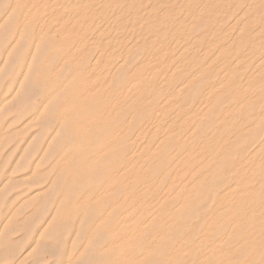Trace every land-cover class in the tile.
<instances>
[{
    "label": "rangeland",
    "instance_id": "1",
    "mask_svg": "<svg viewBox=\"0 0 264 264\" xmlns=\"http://www.w3.org/2000/svg\"><path fill=\"white\" fill-rule=\"evenodd\" d=\"M263 14L0 0V264H264Z\"/></svg>",
    "mask_w": 264,
    "mask_h": 264
},
{
    "label": "bare ground",
    "instance_id": "2",
    "mask_svg": "<svg viewBox=\"0 0 264 264\" xmlns=\"http://www.w3.org/2000/svg\"><path fill=\"white\" fill-rule=\"evenodd\" d=\"M208 2H209V1H208ZM219 2H220V1H219ZM219 2H218L217 4H219ZM257 3H258V2H257ZM194 4H195V3H194ZM38 5H39V4H38ZM41 5H42V4H41ZM13 7H14V6H13ZM39 7H40V6H39ZM65 7H66V6H65ZM248 7H249V6H248ZM198 8H199V7H198ZM109 9H110V8H109ZM41 10H42V9H41ZM146 10H148V9H146ZM195 10H196V8H195ZM247 10H248V9H247ZM200 11H201V10H200ZM23 12H24V11H23ZM199 13H200V12H199ZM201 14H203V13H201ZM255 15H256V13H255ZM263 15H264V14H263ZM149 16H150V15H149ZM191 17H192V16H191ZM263 17H264V16H263ZM197 18H198V17H197ZM241 18H242V17H241ZM253 18H254V17H253ZM23 19H24V18H23ZM69 19H70V18H69ZM223 19H224V18H223ZM236 19H237V18H236ZM142 20H143V18H142ZM250 21H251V20H250ZM254 21H255V19H254ZM62 23H64V22H62ZM142 23H143V22H142ZM139 24H140V23H139ZM193 24H194V23H193ZM144 25H145V24H144ZM235 25H236V24H235ZM241 25H244V24L241 23ZM245 25H246V24H245ZM138 26H139V25H138ZM138 26H137V27H138ZM153 26H154V24H153ZM230 26H231V25H230ZM239 26H240V25H239ZM161 28H162V27H161ZM240 28H242V27H240ZM240 28H238V29H240ZM243 30H244V29H243ZM138 31H139V29H138ZM160 31H161V30H160ZM239 31H240V30H239ZM251 31H252V30H251ZM150 32H151V31H150ZM246 34H247V33H246ZM157 35H158V34H157ZM240 35H241V34H240ZM240 35H239V36H240ZM38 37H39V36H38ZM258 37H259V36H258ZM260 37H261V36H260ZM150 40H151V39H150ZM155 41H156V40H155ZM258 43H259V42H258ZM135 44H136V43H135ZM240 44H241V43H240ZM148 46H149V45H148ZM166 46H167V45H166ZM35 49H36V48H35ZM235 49H236V48H234V50H235ZM35 51H36V50H35ZM252 51H253V50H252ZM235 52H236V51H235ZM120 55H121V54H120ZM234 55H235V54H234ZM218 56H219V55H218ZM33 58H34V57H33ZM255 59H256V58H255ZM69 60H70V58H69ZM142 60H143V59H142ZM144 61H145V60H144ZM258 61H260V60H258ZM68 63H69V62H68ZM235 64H236V63H235ZM252 64H253V63H252ZM260 65H261V64H260ZM137 66H138V65H137ZM246 67H247V66H246ZM252 68H253V66H252ZM152 69H153V68H152ZM256 69L258 70V68H256ZM256 69H255V70H256ZM257 70H256V72H257ZM259 70H260V69H259ZM259 70H258V71H259ZM41 72H42V71H41ZM131 72H132V71H131ZM253 72H254V71H253ZM211 75H212V74H211ZM26 78H27V77H26ZM230 78H231V77H230ZM249 79H250V78H249ZM249 79H248V80H249ZM254 79H255V77H254ZM263 79H264V78H263ZM220 80H221V79H220ZM27 81H28V80H27ZM133 82H134V81H133ZM223 82H224V81H223ZM223 82H222V83H223ZM227 82H228V81H227ZM184 83H185V82H184ZM176 86H177V85H176ZM176 86H175V87H176ZM182 86H183V84H182ZM246 86H247V85H246ZM248 86H249V85H248ZM242 87H243V86H242ZM212 89H213V88H212ZM240 89H241V88H240ZM257 89H258V88H257ZM18 90H19V89H18ZM38 93H39V92H38ZM39 94H40V93H39ZM14 95H16V94H14ZM193 95H194V94H193ZM211 95H212V94H211ZM248 96H250V95H248ZM196 97H197V96H196ZM48 98H50V97H48ZM135 98H136V97H134V99H135ZM203 98H204V97H203ZM255 98H256V96H255ZM136 99H137V98H136ZM195 99H196V98H195ZM261 99H263V98H261ZM47 100H48V99H47ZM49 100H52V99H49ZM192 100H193V99H192ZM257 101H259V100H257ZM50 102H52V101H50ZM46 103H49V102H46ZM59 103H60V102H59ZM189 103H190V102H189ZM45 105H47V104H45ZM50 105H51V104H50ZM52 105H53V108H52V106L49 107V108L54 109V104H52ZM42 106H43V105H42ZM55 107H56V106H55ZM49 108H47V109H49ZM43 110H44V107H43ZM55 110H57V109L55 108ZM238 111H239V110H238ZM247 112H248V111H247ZM255 112H256V111H255ZM243 114H244V112H243ZM244 115H245V114H244ZM122 116H123V115H122ZM237 116H239V115H237ZM237 116H236V117H237ZM261 116L263 117V115H261ZM245 117H246V116H245ZM122 118H123V117H122ZM246 118H247V117H246ZM246 118H244V119H246ZM125 119H126V118H125ZM238 120H239V118H238ZM245 121H246V120H245ZM134 122H135V121H134ZM136 122H138V121H137V116H136ZM263 125H264V124H263ZM84 128H85V127H84ZM241 128H243V127L241 126ZM66 132H67V131H66ZM238 132H239V131H238ZM71 136H72V135H71ZM69 137H70V135H69ZM70 138H71V137H70ZM72 138H73V137H72ZM253 140H255V139H253ZM178 144H179V143H178ZM218 144H220V143H218ZM211 150H212V149H211ZM259 151H260V150H259ZM249 154H250V153H249ZM253 154H254V153H253ZM229 156H231L230 153H229ZM238 159H239V157H238ZM150 161H151V160H150ZM260 161H261V160H260ZM228 162H229V161H228ZM231 162H232V161H231ZM230 164H231V163H230ZM228 166H229V163H228ZM205 169H206V168H205ZM218 169L220 170V166H219ZM203 170H204V169H203ZM219 170H218V171H219ZM262 170H264V169H262ZM220 171H221V170H220ZM214 172H216V171H214ZM152 173H153V172H152ZM218 174H219V173H218ZM213 175H215V173H214ZM211 176H212V175H211ZM222 176H223V175H222ZM201 177H202V176H201ZM162 182H164V181H162ZM202 182H203V181H202ZM252 182H253V181H252ZM240 184H241V183H240ZM206 189H207V188H206ZM260 190H261V189H260ZM260 190H259V191H260ZM161 194H162V193H161ZM210 194H211V193H210ZM210 194H209V195H210ZM204 196H205V195H204ZM155 197H156V196H154V198H155ZM158 197H159V196H158ZM198 201H199V199H198ZM208 203H210V201H209ZM256 203H257V202H256ZM197 204H198V203H197ZM204 204H205V203H204ZM204 204H203V205H204ZM207 205H208V204H207ZM207 205H206V206H207ZM177 206H178V205H177ZM178 207H179V206H178ZM216 210H218V209H216ZM214 212H215V211H214ZM216 213H217V212H216ZM225 213H226V212H225ZM148 214H150V213H148ZM148 214H147V217H149ZM165 214H166V212H165ZM220 215H221V214H219V216H220ZM227 215H228V214H227ZM263 216H264V215H263ZM224 219H226V218H224ZM177 220H178V219H177ZM158 221H159V220H158ZM160 222H162V221H160ZM160 222H159V223H160ZM220 222H221V221H220ZM158 226H159V225H158ZM224 229H225V227H224ZM222 231H223V230H222ZM224 231H225V230H224ZM243 231H244V230H243ZM218 232H221V231L219 230ZM215 234H217V233H215ZM218 235H219V233H218ZM220 236H221V235H220ZM212 237H213V236H212ZM215 237H216V236H215ZM215 237H214V238H215ZM214 238H213V239H214ZM214 240H215V239H214ZM167 241H168V240H167ZM167 241H165V243H166ZM210 242L212 243V241H210ZM220 243H221V242H220ZM166 244H167V243H166ZM212 244H213V243H212ZM204 247H205V246H204ZM206 247H207V246H206ZM161 249H162V248H161ZM165 249H166V248H165ZM165 249H164V250H165ZM173 249H174V248H173ZM158 250H159V249H158ZM164 250H163V251H164ZM195 250H196V249H195ZM202 251H203V250H202ZM160 252H162V251H160ZM203 252H204V251H203ZM203 252H202V253H203ZM162 253H163V252H162ZM166 253H167V251H166ZM254 253H255V252H254ZM164 254H165V252H164ZM164 254H163V255H164ZM160 255H161V253H160ZM167 257H168V256H167ZM154 261H156V260H154ZM154 261H153V262H154ZM193 262H194V261H193ZM154 264H155V263H154Z\"/></svg>",
    "mask_w": 264,
    "mask_h": 264
}]
</instances>
